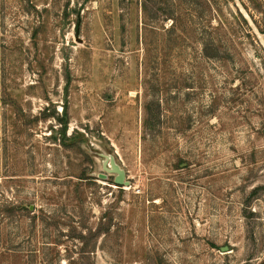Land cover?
Segmentation results:
<instances>
[{
	"label": "rangeland",
	"instance_id": "374dc122",
	"mask_svg": "<svg viewBox=\"0 0 264 264\" xmlns=\"http://www.w3.org/2000/svg\"><path fill=\"white\" fill-rule=\"evenodd\" d=\"M0 264H264V0H0Z\"/></svg>",
	"mask_w": 264,
	"mask_h": 264
},
{
	"label": "water",
	"instance_id": "95a60500",
	"mask_svg": "<svg viewBox=\"0 0 264 264\" xmlns=\"http://www.w3.org/2000/svg\"><path fill=\"white\" fill-rule=\"evenodd\" d=\"M114 166H115L114 169L119 172V177H118L117 181L121 182V179L123 177V171L121 169H119L116 165H114Z\"/></svg>",
	"mask_w": 264,
	"mask_h": 264
}]
</instances>
